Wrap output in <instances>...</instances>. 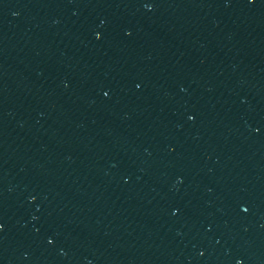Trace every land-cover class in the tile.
Returning <instances> with one entry per match:
<instances>
[{
  "label": "water",
  "instance_id": "obj_1",
  "mask_svg": "<svg viewBox=\"0 0 264 264\" xmlns=\"http://www.w3.org/2000/svg\"><path fill=\"white\" fill-rule=\"evenodd\" d=\"M0 223V264H264V0H0Z\"/></svg>",
  "mask_w": 264,
  "mask_h": 264
},
{
  "label": "snow or ice",
  "instance_id": "obj_2",
  "mask_svg": "<svg viewBox=\"0 0 264 264\" xmlns=\"http://www.w3.org/2000/svg\"><path fill=\"white\" fill-rule=\"evenodd\" d=\"M101 36H102V34L98 32V33H97V37L99 38V37H101ZM103 94H104V96H108V95H109L108 92H104ZM194 118H195V117H192V119H194ZM258 131H259V129H258ZM244 211L247 212L248 209H247V208H244ZM3 228H4V225H3L2 223H0V230H3ZM50 242H51V241H50ZM238 264H244L243 260L239 261Z\"/></svg>",
  "mask_w": 264,
  "mask_h": 264
}]
</instances>
